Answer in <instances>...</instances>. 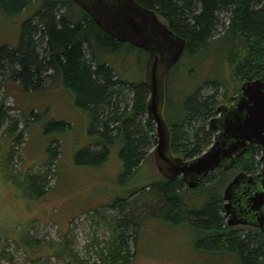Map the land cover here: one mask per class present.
I'll list each match as a JSON object with an SVG mask.
<instances>
[{
  "label": "trees",
  "instance_id": "1",
  "mask_svg": "<svg viewBox=\"0 0 264 264\" xmlns=\"http://www.w3.org/2000/svg\"><path fill=\"white\" fill-rule=\"evenodd\" d=\"M136 1L155 11L186 39L183 59L197 60L213 50L217 65L227 61L237 82L264 80V0ZM28 12L18 45L0 46V71L10 68L12 77L33 92L45 91L47 79L62 76L65 86L76 95L77 106L92 117L90 133L97 138V148L83 150L89 157L83 163L104 165L110 159L111 146L123 139L120 156L125 171L120 179L122 183L131 182L155 142L154 123L147 116L150 90L145 73L149 54L130 43H120L72 0H0V25ZM219 26L225 27V34L217 38ZM128 54L134 56L142 75L125 64L123 59ZM180 63L168 73L166 91L170 74L181 69ZM210 85L211 93L204 95L201 89L196 90L187 95L185 104L172 109L174 125L168 123L172 152L184 159L200 156L213 142L216 131L207 122L216 114L220 88L226 86L217 81ZM7 121L8 115L0 107V128ZM16 128L18 125L12 123L8 133ZM21 136L20 131L15 142ZM260 156L259 149L249 150L236 159L231 170H216L195 188H189L182 178L164 177L147 184V191L132 187L130 200L124 196L111 206L120 216L110 215V221L101 223L112 231V237L99 250L100 263L94 264H129L134 253L124 232L133 230L137 240L141 222L148 217L196 226L204 235L200 245L208 251L222 252L230 264H264V232L237 234L226 222L222 196L230 171L255 173L261 168ZM34 241L24 238L23 242L33 246ZM52 246L61 252L65 249L64 243ZM69 258L73 264H85L75 255ZM3 259L0 252V261Z\"/></svg>",
  "mask_w": 264,
  "mask_h": 264
},
{
  "label": "rangeland",
  "instance_id": "2",
  "mask_svg": "<svg viewBox=\"0 0 264 264\" xmlns=\"http://www.w3.org/2000/svg\"><path fill=\"white\" fill-rule=\"evenodd\" d=\"M29 13L2 22L0 46L18 45L22 22ZM221 18L228 24L224 15ZM224 34L225 27L219 26L216 37ZM212 52L197 60L184 57L181 69L171 72L165 112L170 126L174 125L175 105L185 104L196 90L201 89L204 95L211 93L212 81L226 86L220 88L216 107L241 91L243 83L233 78L228 62L217 65L215 51ZM123 61L141 74L133 55L128 54ZM47 83L45 91H27L12 77L10 68L0 71V107L8 115V121L0 128V252L4 254L0 264H73L69 255L85 264L100 263L99 250L112 237V231L103 224L110 221V215L120 216L111 206L124 196L130 200L132 187L147 191V184L163 177L154 156L156 124L155 142L148 149L144 166L131 182L122 183L125 166L120 153L124 140L114 143L104 165L84 164L89 157L83 150H91L84 149L81 142L85 137L97 141L90 133L92 117L87 114L91 118L88 123L76 104V95L65 86L62 76L47 79ZM12 123L18 128L9 134L7 129ZM20 131V141L15 142ZM239 172L230 171L229 181ZM124 233L134 253L129 264H230L222 252L208 251L200 245L204 235L191 224L148 217L141 222L137 240L133 230ZM236 233L258 232L244 227ZM24 238L36 240L35 245L25 246ZM57 243H64V251L53 248Z\"/></svg>",
  "mask_w": 264,
  "mask_h": 264
},
{
  "label": "water",
  "instance_id": "3",
  "mask_svg": "<svg viewBox=\"0 0 264 264\" xmlns=\"http://www.w3.org/2000/svg\"><path fill=\"white\" fill-rule=\"evenodd\" d=\"M72 1L120 43H130L149 54L145 73L150 90L147 116L156 124L158 140L154 156L164 178H182L189 188H195L212 172L231 170L236 159L250 149L261 151V173L238 174L225 189L224 210L230 215L231 226L252 224L264 229V80L243 83L241 91L232 98L234 102L219 107L221 115L210 121L211 128L217 130L214 141L203 154L189 160L175 156L164 116L166 79L181 60L186 39L176 34L155 11L136 0Z\"/></svg>",
  "mask_w": 264,
  "mask_h": 264
},
{
  "label": "flooded vegetation",
  "instance_id": "4",
  "mask_svg": "<svg viewBox=\"0 0 264 264\" xmlns=\"http://www.w3.org/2000/svg\"><path fill=\"white\" fill-rule=\"evenodd\" d=\"M161 17V16H160ZM162 18V17H161ZM163 19V18H162ZM183 57V56H182ZM182 59V58H181ZM181 61V60H180ZM240 92V91H239ZM238 92V93H239ZM237 93V94H238ZM237 94H235L234 96H236ZM234 96H231V98H230V100H229V102H226V103H224V104H222V105H228V106H230L234 101H232V98L234 97ZM168 100H167V91H166V93H165V104H164V116H165V119H166V115H165V112H166V108H167V105H168ZM222 105H220V106H222ZM220 106H218L217 107V109H216V111H215V116H213L212 118H215V117H219L220 115H221V111H218V109H219V107ZM211 118V119H212ZM166 122H167V119H166ZM154 123V122H153ZM167 124H168V122H167ZM169 126V125H168ZM211 127V126H210ZM170 128V127H169ZM213 129V128H212ZM213 130H215V129H213ZM216 132H217V130H215ZM216 134V133H215ZM170 143H171V130H170ZM172 148V147H171ZM256 149V148H255ZM250 150H252V149H250ZM254 150V149H253ZM176 156V155H175ZM260 158H261V156H260ZM185 160H189V159H185ZM261 171H262V163H261V168H260V170L259 171H257V172H255V173H249V172H245V173H247L249 176H256V175H258V174H260L261 173ZM240 173H242V171L241 172H239V173H237L230 181H229V183L226 185V187L234 180V178L238 175V174H240ZM226 187H225V189H226ZM224 192H225V190H224ZM242 192H244V191H241V192H239V193H242ZM223 202H224V204H223V208H224V205H225V200H224V196H223ZM225 217L227 218L226 219V222H227V224L229 225V223H228V220L230 219V215H228L227 213H226V211H225ZM229 226H231V225H229ZM231 227H233V228H235L236 230H238V229H240V228H244V227H247V228H250V229H253V230H255L256 232H264V229L262 228V227H258V226H255V225H252V224H237V225H233V226H231Z\"/></svg>",
  "mask_w": 264,
  "mask_h": 264
},
{
  "label": "crops",
  "instance_id": "5",
  "mask_svg": "<svg viewBox=\"0 0 264 264\" xmlns=\"http://www.w3.org/2000/svg\"><path fill=\"white\" fill-rule=\"evenodd\" d=\"M83 116L86 118L88 123H91V118L90 116H88V112L85 113V111H83ZM88 114V115H87ZM69 127H72V125H70ZM88 128V127H87ZM89 132V131H87ZM96 140L93 137H89V139L87 137H85L83 139V141L81 142V145L84 149H89V150H95L94 146L96 144L95 142ZM115 144H113L111 147H113ZM112 149V148H111Z\"/></svg>",
  "mask_w": 264,
  "mask_h": 264
}]
</instances>
